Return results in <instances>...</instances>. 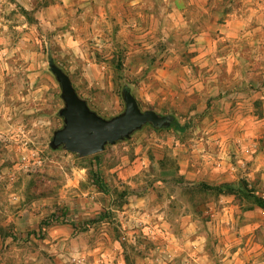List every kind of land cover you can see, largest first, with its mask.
I'll use <instances>...</instances> for the list:
<instances>
[{
	"label": "rangeland",
	"instance_id": "obj_1",
	"mask_svg": "<svg viewBox=\"0 0 264 264\" xmlns=\"http://www.w3.org/2000/svg\"><path fill=\"white\" fill-rule=\"evenodd\" d=\"M126 1L117 0L119 7L113 13L109 12V0H60V8L56 0H33L27 10L15 0H8L0 6V159L2 166L10 168L15 176L21 228L7 234L13 238L2 248L7 259L20 255L25 258L21 264H80L79 261L87 264L83 258L93 255L86 246L106 241L116 242V247L111 246L114 249L120 250L119 244L123 245L131 264H139L137 256L149 253L146 238H138L140 246H146L141 249L129 243L131 237L122 217L124 209L108 223L94 221L95 213L100 215L110 208L109 190H123L125 186L110 170L117 166L127 169V157L135 160V151L126 150L119 141L118 149L108 144L103 152L80 158L64 147L51 145L54 133L64 127L60 112L65 102L50 60L70 77L90 109L108 120L125 111L126 89L137 99L142 111L171 115L174 122L190 124L196 130L223 128L217 117L227 106L219 102L223 93L212 86L214 78L221 82L243 81L250 85L248 88L254 95H264V0H209L206 10L188 12L187 17L193 19L191 24L170 10L171 0H141L129 7ZM42 5L55 9L42 11ZM251 7L258 11H252ZM228 14L243 18L254 14L258 23L242 29V33L256 29V37L240 41L241 72L226 75V79L217 72L200 71L201 64L219 63L217 57L205 60L199 57L194 34H199L209 20L223 23ZM187 65L193 68L190 74L184 72ZM252 110L260 117L256 122L264 118V104L259 100ZM256 122L246 121L245 125L252 130H264V120L259 125ZM170 127L167 129L171 130ZM143 128L155 129L151 124ZM256 141L264 146V138ZM231 161H237L236 155L232 154ZM154 170L153 164H142L137 175L139 181L154 176ZM90 172L102 177L108 191L101 192ZM259 172L249 189L264 197L263 172ZM127 173L131 176V170ZM6 175L1 192L7 194L5 184L10 179L8 172ZM232 185L238 187V182ZM190 195L193 199L194 193ZM217 197L216 192L209 191V195L204 198L197 195L196 199H206L211 204L218 201ZM219 200L223 205H241L245 211L253 207L248 192ZM157 201L151 202L154 204L150 209ZM165 203L169 215L188 210L186 195ZM65 225L70 227H61ZM51 226L55 227L54 237L67 236L69 231L63 232L67 228L73 229L72 238H79L73 242L70 238L64 248L57 247L56 242L45 243L46 230ZM111 247L104 251H112ZM215 251L212 247L213 255Z\"/></svg>",
	"mask_w": 264,
	"mask_h": 264
},
{
	"label": "crops",
	"instance_id": "obj_2",
	"mask_svg": "<svg viewBox=\"0 0 264 264\" xmlns=\"http://www.w3.org/2000/svg\"><path fill=\"white\" fill-rule=\"evenodd\" d=\"M6 1L8 0H0V6ZM15 1L27 10L33 0ZM140 2L141 0H134L129 3L127 0L126 6ZM178 2L179 0H171L168 7L174 14H181L184 20H189L190 24L193 19L187 17L188 12L195 9L206 10L209 5V0H203L201 4L193 0H185L180 4ZM117 4V0H109V12L113 13ZM60 5V0H56V6L60 8ZM41 8L42 11L55 9L49 5H42ZM251 10L258 11L254 7ZM227 16L223 23L218 19L209 20L199 34H194L199 46V57L204 60L217 57L219 63L216 66L201 64L200 71L217 72L226 79L227 76L241 72L242 67L239 65L243 46L240 41H244L245 37L250 40L256 37V29L249 33H242V29L246 30L258 23L254 14L246 18L235 17L233 14ZM43 17L44 12L41 18ZM250 33L251 36H247ZM192 71L191 66H184V72L190 74ZM212 81H215L212 86L223 93L219 102L227 106L225 112L217 117L223 128L196 130L190 124L183 125V131L168 130V127L152 131L142 128L130 138L122 140V146L126 150L135 151L136 159L132 161L129 155L127 169L117 166L110 170L117 174L121 184H125L123 189L128 191L127 203L121 210L124 209L122 217H125L126 233L131 237L129 243L136 249H141L146 246H140L138 238L141 236L148 241L149 253L137 256L141 261L139 264H264V209L260 208L258 211L256 208L259 207H255L245 211L241 205H223L219 197L226 195H219L218 201L211 204L206 199L202 200L209 195V191L202 188L203 185L239 184L245 179L251 188L255 181L254 175L259 171L263 172L264 184V146L256 141L264 138V130H252L245 125L246 121L256 122L260 118L252 112V106L257 100L264 104V95L257 97L250 91V85L243 81L226 80L222 83L216 78ZM160 117H172L175 120L171 115ZM263 120L264 118L260 119L256 124L259 125L258 122ZM114 148L118 149L117 145ZM232 154L236 155V162L231 161ZM152 155L155 158L152 159ZM142 164H153L155 175L139 181L137 175ZM127 170H131L132 177ZM6 171L10 179L5 184L7 194L1 192L4 189L2 183H5L2 181L7 177ZM15 181L11 169L2 166L0 159V207L4 206L0 208V217L2 219L3 216L4 220H0V264H21L25 259L20 255L7 259L2 253V248L13 241L7 234L21 229L18 226L20 212L16 205L19 203V196L14 191ZM192 193L193 199L190 195ZM196 194L202 196L199 201ZM183 195L187 197L188 210L169 215L165 202ZM154 201L157 202L150 209L154 204L151 202ZM97 213L94 215L96 218L99 216ZM200 223L205 224V228H201ZM66 226L70 227H61ZM131 227L133 231L128 230ZM54 230L53 226L46 230L43 239L45 243L55 245L56 242L57 247L64 248L67 242L69 244L70 238V242L79 238H72L73 229L66 228L63 232L69 231L68 235L57 237L53 235ZM94 243L86 246L93 255V258H83L87 264H131L123 245L119 244V250L111 247H116V242ZM110 247L112 251H104ZM212 247L216 250L215 255L211 252ZM29 258L32 259L31 256ZM82 264H86L85 261Z\"/></svg>",
	"mask_w": 264,
	"mask_h": 264
},
{
	"label": "water",
	"instance_id": "obj_3",
	"mask_svg": "<svg viewBox=\"0 0 264 264\" xmlns=\"http://www.w3.org/2000/svg\"><path fill=\"white\" fill-rule=\"evenodd\" d=\"M49 64L61 84L65 102V108L60 112L64 118V127L54 133L51 142L53 148L64 147L80 158H85L103 152L108 144L115 145L130 138L147 124L163 128L173 123L172 117H160L153 110L142 111L128 89L124 92L125 111L112 119H105L92 111L88 103L77 94L67 74L52 60Z\"/></svg>",
	"mask_w": 264,
	"mask_h": 264
},
{
	"label": "trees",
	"instance_id": "obj_4",
	"mask_svg": "<svg viewBox=\"0 0 264 264\" xmlns=\"http://www.w3.org/2000/svg\"><path fill=\"white\" fill-rule=\"evenodd\" d=\"M26 13V10H23ZM175 130H184L185 126L178 124L177 122H174V124L170 127ZM90 176L92 177L93 183L97 185L101 192H104L107 190V186L103 183L102 177H100L97 173L90 172ZM202 188L207 189L208 191H214L216 194L219 195H233L235 197L242 196V193L248 192L249 197L252 199V208L259 207L261 209H264V197L257 196L254 193L252 189H249L248 184L245 181H241L238 184V187L232 185V184H222L217 186H207L203 185ZM108 191V190H107ZM109 195L112 197V201L110 204L109 210L101 213L97 218H95L96 223H108L111 220H114L117 218V212L123 208V206L127 203V196L128 191L126 189L119 190V188H114L110 192Z\"/></svg>",
	"mask_w": 264,
	"mask_h": 264
},
{
	"label": "built area",
	"instance_id": "obj_5",
	"mask_svg": "<svg viewBox=\"0 0 264 264\" xmlns=\"http://www.w3.org/2000/svg\"><path fill=\"white\" fill-rule=\"evenodd\" d=\"M79 263L81 264V263H82V261H79Z\"/></svg>",
	"mask_w": 264,
	"mask_h": 264
}]
</instances>
